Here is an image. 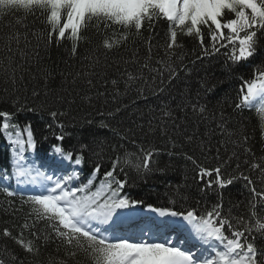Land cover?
Segmentation results:
<instances>
[{
  "label": "snow or ice",
  "instance_id": "obj_1",
  "mask_svg": "<svg viewBox=\"0 0 264 264\" xmlns=\"http://www.w3.org/2000/svg\"><path fill=\"white\" fill-rule=\"evenodd\" d=\"M7 17H14V22H6L8 31L0 35V71L13 89L24 80L23 73L32 57L38 56L40 44L48 47L69 41V53L75 57L81 43L90 42L93 28L101 37L95 49L98 55L86 56L87 64L69 75L72 83L80 81L91 88L93 78L113 66L108 63L109 56L117 54L119 60L113 64L120 76L110 81L117 94L121 80L126 90L142 83L156 95L170 91L180 73L189 72L183 63L184 36L192 38L199 48L193 64L208 61L221 49L230 48L228 59L236 65L264 49V0H0V22ZM28 17L48 27L33 31ZM160 21L166 22L163 34L155 31ZM137 43L144 48L143 56ZM129 44L133 45L131 49ZM41 71L46 80L51 77L50 72ZM200 87L206 95L214 89L206 79ZM137 92L143 95L144 88L137 87ZM32 95L38 93L33 91ZM257 101H264V61L256 66L254 79L243 80L233 107L243 112L255 108ZM178 107L185 113L184 120L192 118L197 125L215 121V128L189 132L165 104L159 125L167 135L171 121L173 132L183 137L184 144L194 146L204 161L215 149L211 166H204L194 151L182 153L196 171L198 193L202 197L214 196L215 201L203 213L195 205L184 211L149 205L148 212L154 215L139 228V241L114 235V230L131 217L132 210L143 204L123 194L127 180L120 179L119 174L126 164H132L129 154L115 157L102 174L101 164L93 161L90 175L81 181L80 170L91 159L90 145L80 143L73 149L63 146L65 125L59 118L65 112L48 110L52 123L47 127L60 130L54 133L59 143L52 146V155L38 165L25 155L26 148L36 149L31 125L24 129L26 138L22 139L19 125L14 122L18 112L36 109L16 99L14 111L0 110V133L6 137L11 152L9 165L0 168V182L8 181L9 185L0 183V190L6 197L19 196L30 205L22 220L13 219L10 225L0 227V242L18 246V254L8 264H44L41 258L49 244L63 254L58 264H81L82 257L91 264H264V152L257 155L247 134L230 129L223 112L218 118L209 114L207 105L199 99H185ZM259 116L264 129V106ZM214 136L220 139L212 145ZM170 142L177 147L174 140ZM140 152L142 162L133 166L137 171H147L154 153L143 148ZM13 179L17 186H28L33 191L14 190L10 186ZM237 182H242L248 195L243 214L233 216L231 208L225 209L224 190ZM4 210L17 211L11 202ZM154 228L176 233L178 243L174 244L171 236L157 242ZM0 264H6V260L0 258Z\"/></svg>",
  "mask_w": 264,
  "mask_h": 264
},
{
  "label": "trees",
  "instance_id": "obj_2",
  "mask_svg": "<svg viewBox=\"0 0 264 264\" xmlns=\"http://www.w3.org/2000/svg\"><path fill=\"white\" fill-rule=\"evenodd\" d=\"M19 16L20 14L17 13L16 18ZM8 21L14 22V17H7L4 22H0V35L8 31L4 26ZM27 23L37 32L48 27L39 21L34 22L32 17H28ZM165 28L166 22L160 21L155 31L163 34ZM89 36L90 42L81 43L75 57L69 53V41L61 42L59 45L53 43L48 47L40 44L37 49L38 56L32 57L27 66L28 70L23 73L24 80L18 81L15 89L6 82L4 73L0 71V110L14 111L16 99H19L21 104L36 109V111L18 112L14 117V122L19 125L22 133L21 138H26L24 129L30 124L36 141L35 150L26 148V158L29 162L35 161L38 165H42L45 157L52 155V146L59 143L54 133H59L60 130L55 126L52 129L47 127L52 123L48 110L58 108L65 112V115L59 118L65 125L63 146L66 149H73L80 143L90 145L88 153L91 159H88L80 170L81 181L90 175L94 167L93 161L101 164L102 174L105 169L110 168L115 157L123 158L125 154H129L128 158L132 164H126L124 172L119 174L120 179L127 180L123 194L130 199L141 200L146 206L184 211L195 205L203 213L215 201V197H202L198 193L196 171L191 163L184 159L182 153L194 151L204 166H211L214 164L211 156L215 149L213 148V152L209 154L210 158L204 161L194 146L184 144L183 137L173 132L171 121L168 123V134H163L159 127L161 109L167 104L173 114L186 125L189 132L197 128L199 132H204L207 128H215V121L211 123L206 121L197 125L192 118L184 120L185 113L178 107L185 99L192 102L199 99L201 104L207 105L209 114H215L218 118L223 112L228 119L230 129L247 134L253 150L260 155L264 152V129L260 125L259 109L237 112L233 104L243 80L255 78L256 66L264 61V49H259L253 57L236 65H232L228 59L230 48L221 49L220 53L208 61L203 63L198 61L193 64L191 61L199 52V48L192 38L184 36L182 37L184 44L182 52L185 54L183 63L189 72L188 74L181 72L179 78L173 81L174 86H171L170 91L156 95L150 87L142 83L126 90L121 80L117 94L110 83L111 79L120 76L113 64L114 61L119 60L117 54L109 56L108 63L113 66L108 67L104 75L93 78V87L89 88L80 81L72 83V76L69 73L80 71L87 64L86 56L98 55L95 49L101 37L94 28L90 30ZM205 42H208L207 39ZM132 47L133 45L129 44V48ZM136 47L143 56V46L137 43ZM159 51L163 55V50ZM123 55L127 57L128 53L124 52ZM241 64L245 67L242 68ZM41 70L50 72L51 77L46 80L44 71ZM205 79L214 86L213 91L207 95L200 87ZM137 87L144 88L143 95L138 94ZM33 91L38 95L33 96ZM197 92L200 93L199 97ZM188 114L190 117V109ZM218 139L219 136L212 137L211 144L215 145ZM172 140L176 142L177 147H172L170 142ZM141 148L154 153L147 171H137L133 166L137 162H142L139 159L142 155ZM10 157L9 144L6 137L0 133V168L9 165ZM101 178L102 175L97 177L93 189ZM0 183L4 186L9 185L8 181ZM10 186L14 190L23 192V186H17L14 179ZM177 192L180 195H177ZM224 192L225 209L231 208L233 216L243 214L248 194L242 182L235 183ZM9 202L12 208L17 210L15 213L5 212L4 209L8 207ZM29 211L30 205L25 204L19 196L8 198L0 190V227L10 225L13 219L22 220ZM40 226L43 227L44 223L41 222ZM4 249L7 251H2ZM17 254L18 246L11 242L7 244L0 242V258L5 259L6 264ZM41 259L44 264H49L50 259L51 264H58L63 259V254L57 253L54 244H49ZM81 264H91V261L82 257Z\"/></svg>",
  "mask_w": 264,
  "mask_h": 264
},
{
  "label": "rangeland",
  "instance_id": "obj_3",
  "mask_svg": "<svg viewBox=\"0 0 264 264\" xmlns=\"http://www.w3.org/2000/svg\"><path fill=\"white\" fill-rule=\"evenodd\" d=\"M31 189V188H30ZM31 190H33V189H31ZM168 236H171L172 237V242L174 243V244H176L175 243V240H176V235H171L170 233L168 234ZM165 238H166V236H165Z\"/></svg>",
  "mask_w": 264,
  "mask_h": 264
},
{
  "label": "bare ground",
  "instance_id": "obj_4",
  "mask_svg": "<svg viewBox=\"0 0 264 264\" xmlns=\"http://www.w3.org/2000/svg\"><path fill=\"white\" fill-rule=\"evenodd\" d=\"M157 230H159V229H157Z\"/></svg>",
  "mask_w": 264,
  "mask_h": 264
}]
</instances>
